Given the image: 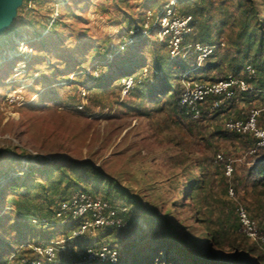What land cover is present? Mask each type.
Segmentation results:
<instances>
[{
  "label": "rangeland",
  "instance_id": "374dc122",
  "mask_svg": "<svg viewBox=\"0 0 264 264\" xmlns=\"http://www.w3.org/2000/svg\"><path fill=\"white\" fill-rule=\"evenodd\" d=\"M230 79L252 90L235 86L218 110L208 96L198 120L182 104L189 85ZM254 116L264 130V0H19L0 32V264L15 255L33 264L35 248L56 242L68 250L54 264H89L88 250L103 245L120 264H188L187 254L211 252L264 263V151L252 135L223 134ZM75 164L88 165L84 179ZM93 170L116 184H97ZM78 188L128 214L124 227L71 240L77 225L59 214ZM156 213L180 247H160Z\"/></svg>",
  "mask_w": 264,
  "mask_h": 264
},
{
  "label": "built area",
  "instance_id": "2783aa9c",
  "mask_svg": "<svg viewBox=\"0 0 264 264\" xmlns=\"http://www.w3.org/2000/svg\"><path fill=\"white\" fill-rule=\"evenodd\" d=\"M172 15L173 14L170 13L168 19L165 20L167 24L164 28L165 34H167V27H169L168 25L170 24L168 20ZM187 23V21L182 20V22L178 24L185 29ZM179 36L181 37L180 32ZM179 36L176 34L171 41L172 44L175 42L176 47L181 44ZM177 50L178 48H175V51ZM246 75L248 81L255 79L256 72L253 66H247ZM248 81L246 79H230L213 85H189L183 94L182 104L187 106L192 111L193 118L198 120L200 116L199 106L206 101L208 96L212 95V110H218L224 101L233 99L237 88L245 92L251 91L252 88L249 86ZM132 85L133 80H130L128 86L130 87ZM227 129L234 133L238 132L252 135L258 141V146L264 148V130L257 127L255 116L246 125L241 123H230L227 125ZM218 160L224 161L223 156L219 155ZM233 171V167L228 164L226 167L227 175H231ZM123 214L124 213L120 214L118 210L114 209L108 201L93 197L83 189H78L72 193L68 203L64 204L59 217L62 219L64 218V223H76L77 227L71 230V240L78 241L85 239L88 234L97 236L102 230L122 229L124 227ZM239 216L247 235L256 240L257 234L255 232V225L249 220L248 214L243 208L239 210ZM62 250L66 251L68 249L60 242L51 243L46 248H35L36 259L33 264H44L43 261H46L48 264H54L57 262L58 256L63 253L61 252ZM85 260L89 264L94 262L101 264H118L119 251L116 247L103 245L98 249H89L86 253ZM7 264H18L16 255L10 258Z\"/></svg>",
  "mask_w": 264,
  "mask_h": 264
},
{
  "label": "trees",
  "instance_id": "16d2710c",
  "mask_svg": "<svg viewBox=\"0 0 264 264\" xmlns=\"http://www.w3.org/2000/svg\"><path fill=\"white\" fill-rule=\"evenodd\" d=\"M255 8V7H254ZM262 20V18L260 19V21ZM263 22V20H262ZM262 25V24H260ZM182 96V94H181ZM232 101V100H231ZM179 102L181 103V97L179 98ZM223 105V104H222ZM223 107V106H221ZM220 107V108H221ZM186 113L188 114V109H185L183 108ZM185 113V112H184ZM189 115V114H188ZM190 116V115H189ZM226 133H223V134H226L225 137H228L227 133H234L232 131L228 132L227 130H225ZM222 134V135H223ZM254 141L255 142V147H256V153L258 151H264V148H260L258 145V142L257 140L255 139ZM218 162H221L220 160H218ZM223 163H226L225 160L222 161ZM227 164V163H226ZM225 164V165H226ZM227 166V165H226ZM67 166H65L64 163H61V164H58L57 166H54V167H51V168H47L45 169L44 173L45 174H49L50 173V177H52L53 175H55L57 172H61L63 171ZM86 167H88V165H84V164H75L73 166V169L75 171H81V176H80V179H84L85 178V169ZM94 171V176H89V178H93V180L95 182H97V184H100V183H104L106 185H109V186H112L114 183L116 184V182H114L113 179L111 178H106L99 170H93ZM257 171L259 172V176L261 178V181H262V185L264 187V164L259 166L257 168ZM36 175V172H32V177H35ZM190 183H193L194 181V178L193 176L190 178ZM80 183V182H79ZM199 188H202L204 185H205V179L204 178H201V180H199ZM119 187V186H118ZM79 189V188H78ZM77 189V190H78ZM110 197H114L112 195H110ZM107 199V198H106ZM108 200V199H107ZM128 214H125V216L123 217L127 223V220H126V217H127ZM156 217H158L159 219L158 220H155V222L162 226V242H161V246L160 247H168V250L170 251V248L173 246L175 247H180L181 244H179V242L175 239L176 238V235L174 234L173 231H171L168 227L165 226L164 223V218L159 216L158 213L155 214ZM206 231V235H210V244L211 246L215 245L216 247L218 246V243H219V239H218V236L216 233L214 232H208L207 230ZM199 252L201 250V248L199 247L198 248ZM212 251V250H211ZM184 252V251H183ZM182 253V252H181ZM249 253L250 254H253V253H256L255 250H253L252 248H250L249 250ZM197 255L195 254H187L185 256V259L187 261L188 264H231L229 261H225L223 259L220 258L219 255L215 254L214 252H211L210 254L206 255V256H200V257H197ZM261 258V257H260ZM120 261H121V254H120V258H119V263L120 264ZM261 264H264L263 262H260ZM94 264H97V263H94ZM99 264V263H98ZM149 264V263H148ZM234 264V263H233ZM238 264V263H237ZM239 264H255L253 261L252 262H240Z\"/></svg>",
  "mask_w": 264,
  "mask_h": 264
},
{
  "label": "water",
  "instance_id": "95a60500",
  "mask_svg": "<svg viewBox=\"0 0 264 264\" xmlns=\"http://www.w3.org/2000/svg\"><path fill=\"white\" fill-rule=\"evenodd\" d=\"M19 0H0V32L11 20L15 5Z\"/></svg>",
  "mask_w": 264,
  "mask_h": 264
}]
</instances>
